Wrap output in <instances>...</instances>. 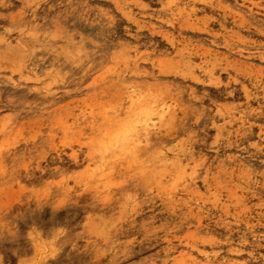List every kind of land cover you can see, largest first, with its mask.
Wrapping results in <instances>:
<instances>
[{
  "label": "rangeland",
  "instance_id": "374dc122",
  "mask_svg": "<svg viewBox=\"0 0 264 264\" xmlns=\"http://www.w3.org/2000/svg\"><path fill=\"white\" fill-rule=\"evenodd\" d=\"M0 264H264V0H0Z\"/></svg>",
  "mask_w": 264,
  "mask_h": 264
}]
</instances>
